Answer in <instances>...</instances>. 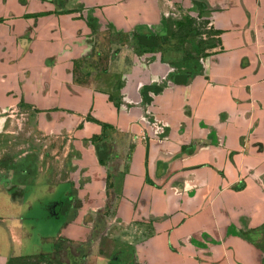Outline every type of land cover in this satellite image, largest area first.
<instances>
[{"label":"crops","instance_id":"crops-1","mask_svg":"<svg viewBox=\"0 0 264 264\" xmlns=\"http://www.w3.org/2000/svg\"><path fill=\"white\" fill-rule=\"evenodd\" d=\"M0 164V264H264V0H0Z\"/></svg>","mask_w":264,"mask_h":264},{"label":"rangeland","instance_id":"rangeland-1","mask_svg":"<svg viewBox=\"0 0 264 264\" xmlns=\"http://www.w3.org/2000/svg\"><path fill=\"white\" fill-rule=\"evenodd\" d=\"M172 18V17H171ZM185 17L182 19L180 18L179 20H183L180 22L179 27H180V31L183 30V33L181 34L183 38L185 37H189L192 34H194L195 36H197L200 40V42L205 43L206 41H204V36H202V34L210 32L206 27V25L196 19H188L186 21H184ZM167 39V38H166ZM35 261H30V260H23L21 262H16V264H34ZM38 264V263H37Z\"/></svg>","mask_w":264,"mask_h":264},{"label":"trees","instance_id":"trees-1","mask_svg":"<svg viewBox=\"0 0 264 264\" xmlns=\"http://www.w3.org/2000/svg\"><path fill=\"white\" fill-rule=\"evenodd\" d=\"M210 31V30H209ZM207 35H212V31H210V32H207ZM140 41H141V43L142 44H144V45H155L156 44V41H152V40H150V39H147V38H140ZM201 48H202V45H201ZM146 90H148V88H145L144 89V93H143V95H144V97H145V101L147 100H149L148 98L146 99ZM102 158V157H101ZM0 166H1V164H0ZM34 257H32V256H28V257H23V258H15V259H12L10 262H9V264H16V262H21V261H23V260H30V261H34ZM34 264H37L36 262L34 263Z\"/></svg>","mask_w":264,"mask_h":264}]
</instances>
